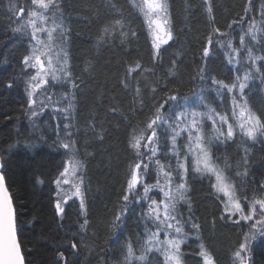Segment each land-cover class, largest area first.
<instances>
[{
	"label": "trees",
	"instance_id": "trees-1",
	"mask_svg": "<svg viewBox=\"0 0 264 264\" xmlns=\"http://www.w3.org/2000/svg\"><path fill=\"white\" fill-rule=\"evenodd\" d=\"M166 3L171 39L156 49L140 0H54L47 10L32 0H0V161L26 264H126L129 243L137 256L144 252L153 226L146 198L142 187L126 191L131 167L141 158L149 164L148 184L156 181L157 159L172 171L173 183H180V172L185 176L179 165L187 166L188 191L177 202L176 214L188 212L199 221V258L202 244L218 264L234 261L241 244L237 217L226 214L222 194L213 187L215 177L194 170L188 132H181L173 149L169 125L179 123L173 112L185 113L188 101L186 115L204 114L196 117L204 148L237 195L244 198L240 187L248 191L245 196L251 194L249 200L264 194V135L249 140L235 118L240 105H246L264 120V0ZM13 5L25 10L23 17L9 10ZM29 11L46 17L36 20L44 31L36 32L35 39L27 24ZM249 30L250 57L244 46ZM239 35L245 42L238 43ZM34 50L46 54V63L52 60L40 105L48 118L39 120L27 95L31 66L24 63ZM217 82L236 87L229 92ZM240 83L246 84L243 94ZM173 95L178 99L170 100ZM159 105H164L160 114L165 119L154 125L157 155L142 147L140 157L130 143L134 136L151 134L147 124ZM181 128L182 123L177 130ZM69 157L82 164L77 180L82 179L85 207L81 209L80 199H71L60 213L54 181ZM250 260L264 264V247ZM146 264H164V258L152 251Z\"/></svg>",
	"mask_w": 264,
	"mask_h": 264
},
{
	"label": "snow or ice",
	"instance_id": "snow-or-ice-1",
	"mask_svg": "<svg viewBox=\"0 0 264 264\" xmlns=\"http://www.w3.org/2000/svg\"><path fill=\"white\" fill-rule=\"evenodd\" d=\"M32 3L40 9L47 10L53 4L54 0H32ZM144 5L146 6V11L144 8L141 10L145 12V16L148 18L149 27L155 25L153 30L155 40L154 47L159 49L161 44H166L169 39H171V33L167 30V3L166 0H143ZM10 11L19 12L20 16H24V9L17 8L15 5L11 6ZM163 18V19H162ZM44 20L46 17L42 13L37 11L28 12L27 24L33 28V38L35 39V33L39 31H44V29L37 26L36 20ZM119 23V21H117ZM23 27V26H21ZM20 31V28L16 29ZM216 31H219L218 29ZM163 33V35H161ZM51 37V32L48 33ZM167 37L166 39L164 37ZM41 43V41H37ZM211 41H209L210 43ZM241 43H243V38H241ZM208 48L204 49V54L208 55ZM46 55L45 53L36 54L33 53L30 57H25L24 63L26 65L30 64L31 67H38V72L36 76H33L31 79L33 81L37 80V77L41 76L45 69V62L42 60V56ZM249 55L251 53L249 52ZM48 67L52 66L51 58L47 61ZM65 63L67 61L65 60ZM139 65H137L138 67ZM135 69H129V71H134ZM65 75L70 76V72H66ZM53 79H56L53 76ZM248 79L247 75L244 77L246 81ZM48 83L47 79H41L39 83L32 85L33 90L40 88L43 84ZM220 83L221 86L227 88L229 92L233 91L236 85L228 86L224 85L223 82ZM11 86V85H9ZM246 87L245 83L239 84V90L243 94ZM33 93H29L31 97ZM170 100H177V96L173 95L169 97ZM235 102V101H234ZM35 103V101H31ZM164 105H159L156 109V115L153 119L147 124V128L151 129V134L145 136L144 133H141L139 136H134L130 146L136 151L137 155L142 157L141 148H147L151 153L152 157L157 155V147L155 146L157 142V132L154 128V125H157L158 121H162L165 118L160 114ZM240 117L242 118L239 125L241 132L248 136L250 139H256L258 135H264V120H261L260 117L251 113L247 109L246 105H240ZM214 112V110H211ZM36 113L33 112V115ZM176 121L179 123L169 127L173 130V135L171 137L173 149L176 147V138L181 134L182 131H187L189 134V140L191 144L189 145V151H195V162L194 170L202 174L207 173L215 177V183L213 187L218 193H222L227 198V203L225 205V211L231 215L240 214V218L245 221H254L250 224L249 232L245 235V241L240 244L239 249L234 253V256L239 261V264H245L244 256L242 253L250 251V245L252 241H255L258 236L264 237V199H253L249 205V211L245 213L244 207L241 203V198L237 195L235 186L229 181L228 177L225 175L223 169L219 168L211 159L208 151L204 148L203 145V136L200 129V123L196 119L197 116H203V113H197L195 111L191 112V121L185 123V127L181 128L179 131L180 123L187 121V116L184 112L175 113L173 112ZM218 115V114H217ZM209 119H214L213 116L209 115ZM220 120L223 123H228L227 118L220 116ZM224 135V133H220ZM227 137L231 138L234 135L233 128L231 124H228V130L226 133ZM146 143H143L144 141ZM192 145L195 147L193 148ZM64 148H69L68 144L62 145ZM155 164L158 167L157 178L154 184H148L145 174L148 172L149 164L145 163L141 158L136 162L130 170V179L127 182V193L131 194L133 189L138 187L143 188L144 198L150 199L151 203L149 205V216L156 224V231L152 232L145 241L144 252L139 256L136 255L135 250L133 249L131 243L127 245V255L125 257L126 264H133V261L138 262V264H146L148 253L152 251L159 252L164 258V264H183V253L182 245L185 243L187 234L184 232V228L181 224L180 219L178 218L177 213V202L185 199V193L188 191V187L184 182L187 166L185 164H180L179 167L183 169L185 176H181V182L173 186V173L170 170H167L164 165L161 164L160 160H155ZM71 172L69 168L65 167L64 171L60 174L62 177H65L63 183H71L66 177L71 174L76 175L77 171L82 167V164L78 160H73L70 162ZM2 168V165H0ZM246 175V172H245ZM57 186L59 187L61 181L58 179L56 181ZM82 179L80 183L74 184L75 189L74 195L80 198V207L83 209L84 205V196L81 189ZM153 188H158L164 196L163 200L152 199L148 196L149 192ZM123 199L127 201L129 195L125 194ZM245 199H247L245 197ZM257 205H259V211H257ZM57 210L60 213H63L64 209L61 207V202L57 201L56 204ZM259 217V218H257ZM120 219L119 215L116 218ZM17 215L13 199L9 188L7 186L5 176L2 171H0V264H26L24 249L22 247L17 227ZM87 224V220L84 221ZM193 227H198V225H193ZM165 233V238L160 239V233ZM74 248L75 244L72 245ZM200 255L204 260V264H215L214 259L210 256L204 246L201 244ZM62 255V254H61Z\"/></svg>",
	"mask_w": 264,
	"mask_h": 264
},
{
	"label": "rangeland",
	"instance_id": "rangeland-1",
	"mask_svg": "<svg viewBox=\"0 0 264 264\" xmlns=\"http://www.w3.org/2000/svg\"><path fill=\"white\" fill-rule=\"evenodd\" d=\"M140 5H141V7L142 8H144L145 9V11H146V6L144 5V3H143V0H140ZM143 12V17H144V20H145V22H146V24H147V28H148V30H149V33H150V35H151V38H152V40H153V43H154V40H155V36H154V33H153V30L155 29V25L153 24L152 25V27L150 28L149 27V22H148V18L145 16V12L144 11H142ZM163 19V18H162ZM166 27H167V30H168V24L166 25ZM161 35H163V33H161ZM247 37H248V40L246 41V43H244V46H246V54L250 57L251 55H249V52L252 54V52H253V46L250 44L251 43V41H252V39H253V35L251 34V31L249 30L248 32H247ZM165 39L167 38L166 36L164 37ZM241 38H243V41H244V38L245 37H243V35H239L238 36V43L240 44L241 43ZM245 42V41H244ZM243 46V45H242ZM228 50H231L233 53H235V49L233 48V47H229L228 48ZM36 53V54H40V52L39 51H37V50H34L32 53H31V55L30 56H32L33 55V53ZM29 56V57H30ZM42 58V57H41ZM42 60H44L43 58H42ZM44 62H45V60H44ZM251 61H250V59L249 58H247V61L245 62V64H249ZM31 63H35V61L33 60V61H31L30 62V64ZM251 65V67H252V69H255L254 67L256 66V65H252V64H250ZM30 66V65H29ZM47 67H48V64L45 62V69H46V71L45 72H43L42 74H41V76H39V77H37V80H35V81H33L31 78L33 77V76H36L37 75V72H38V67H31V75L27 78V95H28V100H29V103H30V105H31V107H32V110H33V112H35L36 114L34 115V117H35V120H36V118L39 120L40 118H41V116L42 115H44L46 118H48V115L46 114V112H43L42 110H40V105H41V102L42 101H44L45 100V95H47L46 94V91H45V89H44V84L40 87V88H38V89H35V90H33V88H32V85L33 84H35V83H39L40 82V80L41 79H45L44 77H46L47 76V74H48V70H47ZM33 93L32 94V96L30 97L29 96V93ZM191 99V98H190ZM31 101H35V103H31ZM188 101H186V102H184V104H183V110H185L186 112H185V114L187 113V111H188V109H186V103H187ZM38 111H40V112H38ZM188 114V113H187ZM33 115V114H32ZM187 116V121H185L184 123H182V125L185 127V123H187V122H190L191 121V119L192 118H190L188 115H186ZM236 122H237V128L238 129H240V127H239V125H240V123H241V120H242V118L240 117V110H238L237 111V114H236ZM37 120V121H38ZM44 122H46V119L44 120ZM241 130V129H240ZM248 137V136H247ZM248 139H249V137H248ZM71 161H73V158L72 157H69L68 159H66L64 162H63V164H62V166L60 167V170H59V172H58V174L56 175V178H55V195H56V204H57V201H60L61 202V207L64 209V206L71 200V199H76V200H79L80 198L79 197H77V196H75L73 193H74V191H75V189H74V187H73V185L74 184H78L79 182H78V180H77V173H76V175L75 176H73V175H71V174H69L66 178L67 179H69L70 181H71V183H68V184H65V183H63V180L65 179V177H62L60 174L64 171V169H65V167H68L69 168V172H71V166H70V162ZM181 176H183V173L182 172H180V180H181ZM60 180L61 181V183H60V185H59V187L57 186V183H56V181L57 180ZM181 182V181H180ZM179 183V182H178ZM177 182H174L173 183V185H175V184H178ZM138 189V188H137ZM137 189H135V190H137ZM159 193H160V195L162 196L163 195V193L161 192V191H159ZM144 194V193H143ZM148 196L150 197L151 196V194H150V192H149V194H148ZM147 202V201H146ZM146 211V213H147V215H148V217H149V219L152 221V223H153V226L152 227H149V229H148V231H147V238H148V236L152 233V232H155L156 231V224H155V222L150 218V216H149V204L147 203V210H145ZM248 211H249V208H248ZM247 211V212H248ZM257 211H259V205H257ZM59 212V211H58ZM246 212V213H247ZM237 215L239 216L240 214L239 213H237ZM257 218H259V217H257ZM252 222H254V221H252ZM161 234H163V236H162V238L160 237V239L161 240H163L164 238H165V233L164 232H161L160 233V235ZM259 237V236H258Z\"/></svg>",
	"mask_w": 264,
	"mask_h": 264
},
{
	"label": "bare ground",
	"instance_id": "bare-ground-1",
	"mask_svg": "<svg viewBox=\"0 0 264 264\" xmlns=\"http://www.w3.org/2000/svg\"><path fill=\"white\" fill-rule=\"evenodd\" d=\"M259 138H260V135H258L257 138L254 140H258ZM249 140H253V139L249 138ZM190 143H191V141H190ZM194 162H195V160H194ZM175 185H173V186H175ZM159 191L160 190L158 188H153L152 191H150V194H151L150 197L152 199H156L158 201L163 200L164 196L163 195L161 196ZM245 191L246 190H244L242 187L238 188L239 194L241 193L244 197L243 199H241V203H242V205L244 207V211L246 213L248 211L250 202H252L254 198L252 200L245 199V197L251 198L250 193H249V195L245 196V193L248 192V191H246V192ZM222 197H223V208L225 209V205L227 203V198L223 194H222ZM255 199H264V194L256 195ZM146 201L150 205L151 200L146 198ZM226 214H228V216L231 215L228 212H226ZM232 216L237 217V219H236L237 223L236 224L240 227L239 241H240V243H243L245 241V235L249 232L250 224L253 222L242 220L240 218V215L238 216L237 214L232 215ZM178 218L181 221V224L184 228V232L187 234L185 243L182 245L183 264H199V259H200V264H204V260L201 257V255L199 258V234L200 235L203 234L201 227H199V221L196 218H194L188 212L186 214H184L183 216H180ZM193 225H198V227H193ZM162 236H163V234L160 235L161 238H162ZM262 247H264V237H262V238L257 237V239L255 241H252V243L250 245L251 250L242 253V256H244L245 264H249V262L251 261L250 260L251 255H254L258 251H260V249H262ZM206 250L210 254L209 249H206ZM200 251H201V248H200ZM210 256L214 259L212 254H210ZM192 258H194L196 260V263H193L190 261ZM214 261H215V259H214ZM215 264H218L217 260L215 261ZM230 264H239V261L235 257L234 261H232V263H230Z\"/></svg>",
	"mask_w": 264,
	"mask_h": 264
},
{
	"label": "water",
	"instance_id": "water-1",
	"mask_svg": "<svg viewBox=\"0 0 264 264\" xmlns=\"http://www.w3.org/2000/svg\"><path fill=\"white\" fill-rule=\"evenodd\" d=\"M0 165H1V163H0ZM0 171H1V168H0Z\"/></svg>",
	"mask_w": 264,
	"mask_h": 264
}]
</instances>
